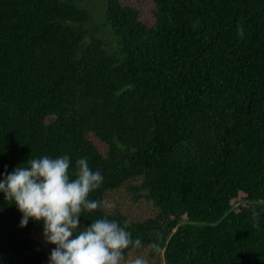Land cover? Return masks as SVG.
I'll use <instances>...</instances> for the list:
<instances>
[{
  "label": "trees",
  "instance_id": "trees-1",
  "mask_svg": "<svg viewBox=\"0 0 264 264\" xmlns=\"http://www.w3.org/2000/svg\"><path fill=\"white\" fill-rule=\"evenodd\" d=\"M85 1L0 0V180L87 157L104 179L82 227L128 222L163 264H264V0H152L150 23L106 0L100 35ZM125 185L154 217L103 208ZM21 219L0 192V264H49Z\"/></svg>",
  "mask_w": 264,
  "mask_h": 264
},
{
  "label": "clouds",
  "instance_id": "clouds-1",
  "mask_svg": "<svg viewBox=\"0 0 264 264\" xmlns=\"http://www.w3.org/2000/svg\"><path fill=\"white\" fill-rule=\"evenodd\" d=\"M239 34L243 35L242 28ZM27 164L0 180V192L22 214L21 228L30 219L43 221V239L54 245L49 264H149L144 255L126 260V251L131 255L144 247L140 238L133 239L128 222L121 225L117 220L99 218L87 227L80 225L83 213L100 208L101 202L89 195L104 179L99 170L90 168L87 157L76 160L74 178L69 174L72 163L68 155H44ZM103 206L115 207L107 201ZM147 247L156 254L163 251L159 241Z\"/></svg>",
  "mask_w": 264,
  "mask_h": 264
},
{
  "label": "rangeland",
  "instance_id": "rangeland-1",
  "mask_svg": "<svg viewBox=\"0 0 264 264\" xmlns=\"http://www.w3.org/2000/svg\"><path fill=\"white\" fill-rule=\"evenodd\" d=\"M122 1L124 3H127L135 7L139 11L140 17L141 19H143V21H145L146 23H150L152 21V11L154 9L152 0H122ZM105 2L106 0H86L84 2L85 7L89 9L91 13H93V21H92V24L89 25V29L91 33L94 35H100L102 33V30L99 27V24L103 28V30L107 32V28L104 22H101V21L99 22V20L101 19V15H102L101 13L104 12L105 10ZM105 37L107 39L111 38L107 36ZM110 49L112 50V47H110ZM130 184L137 185L138 182L134 181ZM135 198H136L135 195L131 194L128 191L127 185H125L119 188L118 190H114L112 192L107 193L103 199L102 205H104L105 201L112 203L115 205L114 208L106 209L104 206L103 208L107 212L119 211L123 213L124 215H126L129 219L136 220V221H142L149 217L155 216L156 209L150 201L146 200L145 198H138V199H135ZM37 237L40 240V242L43 244L44 248L46 249L47 253L50 256V253L53 250L52 245L47 244L44 241L43 233H38ZM136 255L147 256L149 260V264H163L162 257L160 255L151 257L149 255L148 248L146 247L132 253L131 255L128 254V256L126 257V260H129Z\"/></svg>",
  "mask_w": 264,
  "mask_h": 264
}]
</instances>
